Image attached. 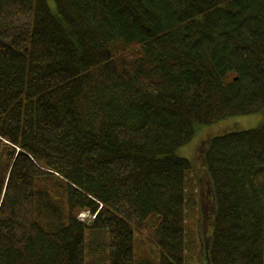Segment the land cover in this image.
Returning a JSON list of instances; mask_svg holds the SVG:
<instances>
[{
    "label": "trees",
    "instance_id": "16d2710c",
    "mask_svg": "<svg viewBox=\"0 0 264 264\" xmlns=\"http://www.w3.org/2000/svg\"><path fill=\"white\" fill-rule=\"evenodd\" d=\"M262 111L264 0H0V264H188L177 152ZM203 162V264H264V123Z\"/></svg>",
    "mask_w": 264,
    "mask_h": 264
},
{
    "label": "rangeland",
    "instance_id": "374dc122",
    "mask_svg": "<svg viewBox=\"0 0 264 264\" xmlns=\"http://www.w3.org/2000/svg\"><path fill=\"white\" fill-rule=\"evenodd\" d=\"M263 123L264 111L249 116L233 117L211 126H201L197 129L194 139L178 150L177 154L188 159L194 166L192 173L189 174V185L193 190V197L198 202L197 208L188 213V240L191 244V250L187 254L188 264H203L204 252L210 244L211 234L213 236L212 222L207 219L209 213H211V200L206 197L208 193L206 190L208 188L207 184L209 185L210 181L203 162L207 144L216 137L255 129ZM201 176H205V178H200ZM79 217L87 222L91 219L86 213ZM105 234L107 237V233ZM90 236L93 237V235ZM97 237L103 238V235H97ZM86 252L88 254L89 249ZM100 258V256H95L92 259L87 255L86 264H101ZM136 260L138 263L144 261L145 264H159V250L145 242L143 238L137 237ZM106 264H108L107 261Z\"/></svg>",
    "mask_w": 264,
    "mask_h": 264
}]
</instances>
